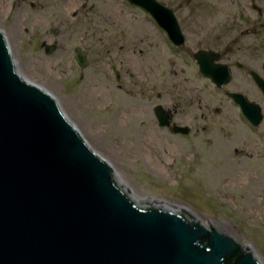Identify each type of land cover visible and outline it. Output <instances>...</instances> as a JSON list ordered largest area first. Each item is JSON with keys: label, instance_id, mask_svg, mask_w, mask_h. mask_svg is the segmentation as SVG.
<instances>
[{"label": "water", "instance_id": "1", "mask_svg": "<svg viewBox=\"0 0 264 264\" xmlns=\"http://www.w3.org/2000/svg\"><path fill=\"white\" fill-rule=\"evenodd\" d=\"M0 264L262 263L190 209L136 200L0 31Z\"/></svg>", "mask_w": 264, "mask_h": 264}, {"label": "flooded vegetation", "instance_id": "2", "mask_svg": "<svg viewBox=\"0 0 264 264\" xmlns=\"http://www.w3.org/2000/svg\"><path fill=\"white\" fill-rule=\"evenodd\" d=\"M55 1L62 10H37L49 12L52 36L63 16L91 30L102 26L101 47L76 49L80 66L79 53L88 66L100 49L118 90L149 94L142 110L149 121L176 138L198 139L200 149L171 142L168 154L181 149L196 163L222 138L218 148L264 166V0H112L115 10L110 0ZM43 46L47 54L57 49ZM144 57L154 81L140 89Z\"/></svg>", "mask_w": 264, "mask_h": 264}, {"label": "rangeland", "instance_id": "3", "mask_svg": "<svg viewBox=\"0 0 264 264\" xmlns=\"http://www.w3.org/2000/svg\"><path fill=\"white\" fill-rule=\"evenodd\" d=\"M109 4L115 10L112 0ZM59 6L55 0L49 4L0 0V31L8 40L17 71L55 97L91 149L112 165L136 200L152 198L184 206L205 225L211 222L249 246L264 264V166L218 148L225 145L222 138L213 148L205 145L196 163L186 159L181 149V154H168L171 142L196 151L198 139L176 138L149 121L142 113L148 111L149 94L133 96L118 90L117 80L103 68L100 49H93L88 66H80L76 49L85 50L87 44L101 47L102 26L91 30L63 16L54 27L57 35L52 36L49 12L37 10H62ZM44 43L56 44L57 49L47 54ZM141 66L140 89L150 76L154 81V74L146 69L147 58L141 59Z\"/></svg>", "mask_w": 264, "mask_h": 264}, {"label": "bare ground", "instance_id": "4", "mask_svg": "<svg viewBox=\"0 0 264 264\" xmlns=\"http://www.w3.org/2000/svg\"><path fill=\"white\" fill-rule=\"evenodd\" d=\"M35 84V83H34ZM37 85V84H36ZM168 205H171V204H168ZM179 207H181V206H179ZM184 207V206H183ZM200 219V218H199Z\"/></svg>", "mask_w": 264, "mask_h": 264}]
</instances>
